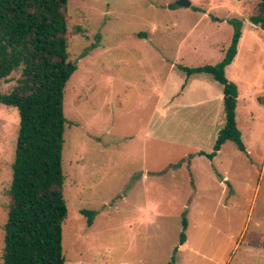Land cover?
Returning a JSON list of instances; mask_svg holds the SVG:
<instances>
[{
    "label": "rangeland",
    "instance_id": "rangeland-1",
    "mask_svg": "<svg viewBox=\"0 0 264 264\" xmlns=\"http://www.w3.org/2000/svg\"><path fill=\"white\" fill-rule=\"evenodd\" d=\"M176 1L68 0L69 32L83 33L69 36L78 69L63 101L64 264H264V31L249 21L259 0ZM232 18L242 35L225 73L247 154L227 141L187 164L213 151L222 86L177 66L219 62ZM18 127L17 109L0 104V264ZM82 209L97 212L90 227Z\"/></svg>",
    "mask_w": 264,
    "mask_h": 264
},
{
    "label": "trees",
    "instance_id": "trees-1",
    "mask_svg": "<svg viewBox=\"0 0 264 264\" xmlns=\"http://www.w3.org/2000/svg\"><path fill=\"white\" fill-rule=\"evenodd\" d=\"M67 3L68 0H0V81L20 70L12 90L0 92V104L16 108L19 116L6 192L2 264H64L62 225L67 205L62 151L65 126L70 123L64 115L63 101L67 82L78 69L77 63L69 60V36L83 33L80 27L69 32ZM169 7L176 8L175 4ZM256 11L249 21L264 31V0H259ZM227 22L233 33L219 62L195 68L177 66L187 76L208 74L222 86L224 124L213 151L189 155L187 164L196 155L211 161L227 141L247 154L236 123L238 87L225 73L237 54L242 21L232 18ZM184 162L182 159L172 167L180 168ZM80 213L90 227L97 212L82 209ZM182 225L181 245L185 242V218ZM172 263L173 260L167 264Z\"/></svg>",
    "mask_w": 264,
    "mask_h": 264
},
{
    "label": "water",
    "instance_id": "water-1",
    "mask_svg": "<svg viewBox=\"0 0 264 264\" xmlns=\"http://www.w3.org/2000/svg\"><path fill=\"white\" fill-rule=\"evenodd\" d=\"M175 6L178 8H189L191 6V2L189 0H177L175 2Z\"/></svg>",
    "mask_w": 264,
    "mask_h": 264
},
{
    "label": "crops",
    "instance_id": "crops-1",
    "mask_svg": "<svg viewBox=\"0 0 264 264\" xmlns=\"http://www.w3.org/2000/svg\"><path fill=\"white\" fill-rule=\"evenodd\" d=\"M231 66V64L226 68V71L229 69V67ZM248 87V86H247ZM239 96H240V94H239ZM239 96H238V99H239ZM238 99H237V103H238ZM252 104V103H251ZM252 107H253V105H251ZM237 106H236V113H237ZM236 121H237V115H236ZM261 131H262V127H261ZM260 131V132H261Z\"/></svg>",
    "mask_w": 264,
    "mask_h": 264
}]
</instances>
